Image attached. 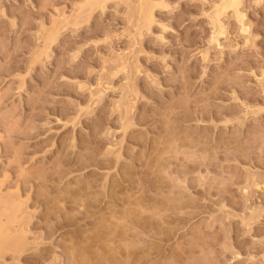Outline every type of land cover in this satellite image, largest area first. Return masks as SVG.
<instances>
[{"label": "rangeland", "instance_id": "obj_1", "mask_svg": "<svg viewBox=\"0 0 264 264\" xmlns=\"http://www.w3.org/2000/svg\"><path fill=\"white\" fill-rule=\"evenodd\" d=\"M222 2L0 0V264H264V0Z\"/></svg>", "mask_w": 264, "mask_h": 264}, {"label": "bare ground", "instance_id": "obj_2", "mask_svg": "<svg viewBox=\"0 0 264 264\" xmlns=\"http://www.w3.org/2000/svg\"><path fill=\"white\" fill-rule=\"evenodd\" d=\"M105 0H91V2L93 3V7L94 5H102V3L104 2ZM141 1V5L143 6V1L144 0H140ZM242 0H223V2L220 4V5H216V12H215V19H216V22H218V26H219V32H223V29H222V25H221V22H220V19H219V16L225 12L228 8H233L235 10V12H237L238 16L242 19L243 17V14H241V12L239 11V5L241 3ZM91 4V3H90ZM106 4V3H105ZM142 8V7H141ZM144 8V6H143ZM215 11V10H213ZM148 12V11H147ZM146 12V13H147ZM150 12V11H149ZM148 12V13H149ZM214 13V12H213ZM244 13V12H243ZM147 15V18H145L146 20H148L150 22V20L152 19V16L149 14H146ZM243 21V20H242ZM148 22V23H149ZM214 25V24H213ZM216 26V24H215ZM214 26V27H215ZM225 29V28H224ZM246 29V28H245ZM244 30V29H243ZM245 31V30H244ZM216 35V34H215ZM221 35V34H220ZM214 36V35H213Z\"/></svg>", "mask_w": 264, "mask_h": 264}]
</instances>
